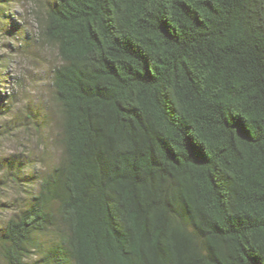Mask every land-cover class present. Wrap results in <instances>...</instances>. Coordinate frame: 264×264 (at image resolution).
Listing matches in <instances>:
<instances>
[{"label": "trees", "instance_id": "obj_1", "mask_svg": "<svg viewBox=\"0 0 264 264\" xmlns=\"http://www.w3.org/2000/svg\"><path fill=\"white\" fill-rule=\"evenodd\" d=\"M37 24L60 156L3 264H264V0H49Z\"/></svg>", "mask_w": 264, "mask_h": 264}, {"label": "rangeland", "instance_id": "obj_2", "mask_svg": "<svg viewBox=\"0 0 264 264\" xmlns=\"http://www.w3.org/2000/svg\"><path fill=\"white\" fill-rule=\"evenodd\" d=\"M47 1L0 0V96L6 94L7 100H0V226L60 156V110L50 85L56 55L35 39L37 17ZM40 237L45 250L56 240L52 234ZM38 256L34 252L25 264H34Z\"/></svg>", "mask_w": 264, "mask_h": 264}]
</instances>
